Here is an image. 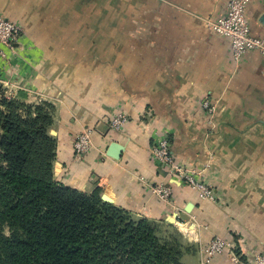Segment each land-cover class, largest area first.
<instances>
[{"label":"crops","instance_id":"crops-1","mask_svg":"<svg viewBox=\"0 0 264 264\" xmlns=\"http://www.w3.org/2000/svg\"><path fill=\"white\" fill-rule=\"evenodd\" d=\"M228 0H0L24 34L0 56L14 97L46 102L56 137L54 177L153 222L200 237L218 234L244 258L264 250V54L235 61L209 21ZM252 33L264 38V0H250ZM217 105L212 123L202 108ZM124 112L121 130L112 118ZM89 131L92 148L74 141ZM162 137L176 161L211 184L203 199L153 157ZM113 142L119 158L108 155ZM170 185V199L154 187ZM205 251V250H204ZM209 264H234L227 252Z\"/></svg>","mask_w":264,"mask_h":264},{"label":"trees","instance_id":"trees-1","mask_svg":"<svg viewBox=\"0 0 264 264\" xmlns=\"http://www.w3.org/2000/svg\"><path fill=\"white\" fill-rule=\"evenodd\" d=\"M21 104L0 83V264H184L166 224L57 181L53 117Z\"/></svg>","mask_w":264,"mask_h":264},{"label":"built area","instance_id":"built-area-1","mask_svg":"<svg viewBox=\"0 0 264 264\" xmlns=\"http://www.w3.org/2000/svg\"><path fill=\"white\" fill-rule=\"evenodd\" d=\"M250 0H228L225 14L215 20L209 21V26L222 37L230 41L231 53L235 61L250 50H257L264 54V38L252 33L246 8ZM24 34L22 25L8 17L0 15V56L6 57L7 50L13 49ZM209 123H212L217 105L209 97L202 102ZM128 122L126 113L115 115L110 124L114 130H121ZM77 156H83L92 148V139L89 131L81 133L74 141ZM153 157L167 167L172 177H181L195 189L203 199L215 200V191L211 184L201 180L194 168L181 166L175 159L171 150L170 141L162 137L153 147ZM154 191L165 200L170 199L172 189L170 185L160 183L154 187ZM236 245L228 239L216 236L208 245L209 255L223 254L227 252L234 264H264V250L255 254L252 258H244L242 253L236 251Z\"/></svg>","mask_w":264,"mask_h":264},{"label":"rangeland","instance_id":"rangeland-1","mask_svg":"<svg viewBox=\"0 0 264 264\" xmlns=\"http://www.w3.org/2000/svg\"><path fill=\"white\" fill-rule=\"evenodd\" d=\"M2 90L7 97H14V95L11 92L12 89L10 88L9 84H2ZM19 101L21 103H23L20 105V111L24 115H27V111L29 110L28 109L29 107H32V110H34V108L38 105L43 106V107L46 106L47 110L50 111V107L45 105L46 102L43 103L40 101L38 102V100H27V99H19ZM1 134H2V132L0 130V136H1ZM170 198H172V197H170ZM156 223L166 224L170 230L176 231L177 233H179V235H181V237L183 236V239L187 242V246L184 248V252L181 256V261L184 264H209L211 259H213L215 256L222 255V253H221V254H216V255L210 256L208 246L206 247V249H204L205 250L204 251L203 248L199 244L201 241L200 237H198V235L196 237L194 234H192L188 230H181L177 226L170 224V223H167V222H164V221H157ZM2 227H3L2 228L3 233H5V234L9 233V227L7 225H3ZM216 236H218V234L214 235L210 241H212V239H214ZM219 236H221V235H219ZM221 237H223V236H221ZM209 243H208V245H209Z\"/></svg>","mask_w":264,"mask_h":264},{"label":"water","instance_id":"water-1","mask_svg":"<svg viewBox=\"0 0 264 264\" xmlns=\"http://www.w3.org/2000/svg\"><path fill=\"white\" fill-rule=\"evenodd\" d=\"M123 150V145H121L118 142H113L110 146H109V150H108V155L114 157V158H119L121 155V152Z\"/></svg>","mask_w":264,"mask_h":264}]
</instances>
